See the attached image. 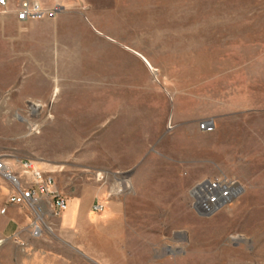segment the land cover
Returning a JSON list of instances; mask_svg holds the SVG:
<instances>
[{
	"label": "rangeland",
	"instance_id": "374dc122",
	"mask_svg": "<svg viewBox=\"0 0 264 264\" xmlns=\"http://www.w3.org/2000/svg\"><path fill=\"white\" fill-rule=\"evenodd\" d=\"M19 1L0 6V15ZM73 7L150 62L143 65L153 79L191 116L174 115L165 126L190 129L173 132L183 143L158 144L156 159L122 169L102 159L100 137L86 142V121L75 127L73 119V137L57 138L73 143L43 145L36 137L52 113L0 112V149L40 160L68 200L81 199L70 223L47 217L39 237L10 246L12 264H264V0H73ZM21 121L24 128L11 127ZM203 121L213 130L200 133ZM11 130L28 142L15 144ZM203 177L233 178L241 190L204 215L189 194Z\"/></svg>",
	"mask_w": 264,
	"mask_h": 264
},
{
	"label": "crops",
	"instance_id": "0c3cea01",
	"mask_svg": "<svg viewBox=\"0 0 264 264\" xmlns=\"http://www.w3.org/2000/svg\"><path fill=\"white\" fill-rule=\"evenodd\" d=\"M59 3L60 10L49 19L21 22L13 10L0 15V112L52 113L36 137L43 145L73 143L57 138L73 137V119L75 127L86 121L83 126L92 129L86 142L100 137L101 157L109 167L129 169L138 161L156 159L158 144L183 143L173 132L188 130L190 124L168 128L165 121L174 115L191 116L184 112V103L179 109V100L175 102L153 79L143 65L146 58L91 27L73 0ZM12 124L24 128L23 121L12 122L15 128ZM11 132L15 144L28 142L25 133ZM56 188L65 191L57 184ZM8 192V184L0 179V208L5 207L0 212V264H12L10 246L31 236V214L23 206L7 205ZM80 202L79 197H70L61 221L70 223Z\"/></svg>",
	"mask_w": 264,
	"mask_h": 264
},
{
	"label": "built area",
	"instance_id": "2783aa9c",
	"mask_svg": "<svg viewBox=\"0 0 264 264\" xmlns=\"http://www.w3.org/2000/svg\"><path fill=\"white\" fill-rule=\"evenodd\" d=\"M0 6L7 8L8 1L0 0ZM60 10L55 4L45 8L38 0H21L15 10L16 19L24 22L41 18H53ZM201 131L213 130L211 121H203ZM98 180L102 179L100 176ZM0 179L9 186L7 205L25 207L31 214L30 235L39 237L47 217L61 216L69 206V200L56 188L52 171L43 169L31 158L11 159L0 149ZM240 184L228 177H203L193 184L189 194L192 207L202 214H211L231 202L240 192ZM5 212V207L0 208Z\"/></svg>",
	"mask_w": 264,
	"mask_h": 264
},
{
	"label": "bare ground",
	"instance_id": "6f19581e",
	"mask_svg": "<svg viewBox=\"0 0 264 264\" xmlns=\"http://www.w3.org/2000/svg\"><path fill=\"white\" fill-rule=\"evenodd\" d=\"M144 60V59H143ZM145 61L148 63V65H150V63L145 59ZM151 66V65H150ZM153 68V67H152Z\"/></svg>",
	"mask_w": 264,
	"mask_h": 264
},
{
	"label": "water",
	"instance_id": "95a60500",
	"mask_svg": "<svg viewBox=\"0 0 264 264\" xmlns=\"http://www.w3.org/2000/svg\"><path fill=\"white\" fill-rule=\"evenodd\" d=\"M205 215H209V214H205Z\"/></svg>",
	"mask_w": 264,
	"mask_h": 264
}]
</instances>
